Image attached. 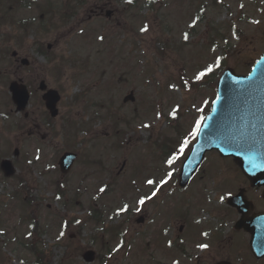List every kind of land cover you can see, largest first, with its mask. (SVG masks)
<instances>
[{
	"label": "rangeland",
	"instance_id": "obj_1",
	"mask_svg": "<svg viewBox=\"0 0 264 264\" xmlns=\"http://www.w3.org/2000/svg\"><path fill=\"white\" fill-rule=\"evenodd\" d=\"M88 1L76 12L87 11ZM111 3L116 11L112 24L92 21L75 30L71 23L60 29V20L55 16L48 34L35 26L25 31L28 39L22 52L17 39L24 38V32L14 28V22L37 21L39 13L6 8L5 14L9 15L0 20V161L7 158L16 170L6 179L0 173V241L11 240V230L17 233L14 239L20 253L10 247L2 252L10 254L13 264H34L33 259L42 264H85L81 257L87 250L96 254L91 264H155L138 253V239L128 254L123 248L118 254H110L118 240L110 239L108 231L120 222L112 221V212L120 208L121 200L129 193L153 191L146 183L150 177L156 181L167 179L159 192L170 189L165 174H177L187 154L171 166L166 159L178 147L180 137L191 138L195 121L205 115L214 99L211 85L204 79L196 81L194 74L217 57L238 75L245 74L264 51V0ZM191 12L201 17L194 28L198 35L185 42L182 36L189 32ZM3 13L4 8H0ZM145 25L148 31L141 32ZM171 36L174 41L169 45L175 42L177 53L174 47L163 49ZM182 41L185 46L180 48ZM208 41L213 48L206 51L208 46L203 47ZM31 42L44 49L51 44L53 51L32 57V73L28 75L16 68L11 53L29 56ZM73 60L87 61L88 74L81 80L74 74L79 69ZM18 79L31 93L27 118L15 113L7 89L11 81ZM41 81L61 95L59 116L52 121L45 117L37 92ZM165 82L173 87L167 89ZM180 85L183 91L174 88ZM84 91L85 99L77 96ZM130 92L134 93L135 103L122 104ZM177 107L173 118L170 113ZM157 113L161 114L159 118ZM168 119L173 122L169 124ZM145 124L151 127L145 129ZM114 144L120 145V150L109 148ZM16 149L18 156H14ZM65 152L75 153L78 158L69 173L61 177L57 161ZM207 157L209 164L217 161L212 155ZM130 184L135 186L129 188ZM101 187H106L104 193L99 192ZM199 187L209 188L212 196V184L205 173L195 179L187 193L198 194ZM91 212L102 213V222L89 221ZM121 234L128 235L125 228ZM25 246L33 248L34 257L23 249ZM152 256L157 261V255Z\"/></svg>",
	"mask_w": 264,
	"mask_h": 264
},
{
	"label": "flooded vegetation",
	"instance_id": "obj_2",
	"mask_svg": "<svg viewBox=\"0 0 264 264\" xmlns=\"http://www.w3.org/2000/svg\"><path fill=\"white\" fill-rule=\"evenodd\" d=\"M231 169L230 173H239L236 167ZM232 179L234 184L219 189L208 207L200 210L206 216L204 220L172 210L168 222L169 228H174V231L168 241L164 237L168 235L167 231L163 229L166 221L164 205L158 204L159 209H151L155 213L153 217H136V209L141 207L136 203V209L129 208L120 215L126 227H139L138 231H130L125 237L126 242L148 238L151 241L149 250L155 249L160 260L179 264H264V188L252 186L241 173ZM227 193H231V196H227ZM239 193L237 203L234 206L228 205V198ZM222 195L226 196L223 202L220 200ZM127 201L129 205L135 203L131 199ZM137 220H141L143 225L137 224ZM200 244L209 247L200 249ZM0 264H4L1 256Z\"/></svg>",
	"mask_w": 264,
	"mask_h": 264
},
{
	"label": "water",
	"instance_id": "obj_3",
	"mask_svg": "<svg viewBox=\"0 0 264 264\" xmlns=\"http://www.w3.org/2000/svg\"><path fill=\"white\" fill-rule=\"evenodd\" d=\"M11 91L18 109H24L28 100L25 90L12 85ZM44 99L54 117L57 113L55 105L59 99L57 94L50 92ZM226 118L238 123L234 130H225ZM201 132L200 143L195 149L196 156H200L208 148L225 153L227 148L231 149L229 146L238 144L258 148L262 154L257 159L264 160V56L248 79H234L230 74L222 78L213 113ZM229 155L236 157L233 153ZM196 162L197 160L190 163ZM11 173L10 171L7 175ZM188 174L189 172L186 175ZM85 260L92 261V254H87Z\"/></svg>",
	"mask_w": 264,
	"mask_h": 264
},
{
	"label": "snow or ice",
	"instance_id": "obj_4",
	"mask_svg": "<svg viewBox=\"0 0 264 264\" xmlns=\"http://www.w3.org/2000/svg\"><path fill=\"white\" fill-rule=\"evenodd\" d=\"M132 2H133V0H127V3H132ZM200 19H201V17H200L199 15H197L195 18L192 19L191 23L188 24V28H189V29H194V28L196 27V24L198 23V21H199ZM257 23H258V22H257ZM81 31H82V30H81ZM140 31H141V32H147V31H148V26L145 25L144 27L140 28ZM233 35H234L235 38L238 39V36H235V33H234ZM182 38H183V40H184L185 42H188V41L190 40V38H191V34H190V32L185 31V32L183 33ZM100 39L102 40L103 37H100ZM213 51H214V49H213ZM221 59H222L221 57H217V58H215L214 62L205 65V66L203 67V69L197 71V72L194 74V75H195V80H196V81H200V80H202L205 76H207V75L213 73V72L215 71V69L218 68V67L220 66V61H221ZM258 63H259V61H258ZM184 84H185V86H187L188 81H184ZM177 111H178V107H177V108H173L172 111H171V113H170V115H171L173 118H175ZM160 115H161L160 113H157V117H158V118H159ZM203 119H204V118L201 117L200 119H197V120L195 121V126H194L192 132L189 133V136H190V137H195V136L199 135ZM143 127L148 128V127H151V126L148 125V124H145V125H143ZM189 145H190V139H189V138H185V139H183L182 141H180V142H179V146H178V147L174 150V152H173V153H172V154L166 159V163H167L169 166H171V165H172L176 160H178L181 156H184L185 153H186V151H187V150H190V149H189ZM37 158H38V157H37ZM185 158H187V157L185 156ZM254 166H255V165H254ZM165 175H166V177L170 178L171 175H172V173H171V172H168V173H166ZM146 183H147L148 185H152V186L154 187V190L152 191V193H151L150 196H142L141 198H139L138 201H137L138 205H144V204L146 203L147 200H151L153 197H156V196H157V193H158V191H159V188H160L161 186H163L164 184L167 183V179H161V180H159V181H156V180H153V179H146ZM105 191H106V187H101V188L99 189V192H100V193H104ZM226 195H227V196H231V193H227ZM225 198H226V196H225V195H222V196L220 197V200L223 202V201L225 200ZM57 199H59V197H57ZM128 209H129V205L124 204L123 207L120 208V209L118 210V213H117V214H119L120 212H126V211H128ZM136 210L139 211L140 209L137 208ZM77 222H79V221H77ZM28 235L31 236V232H29ZM204 235H207V233H205ZM60 236H63V232L60 233ZM58 238H59V237H58ZM169 245H171V242H170V241H169ZM198 247H199L200 249H207V248L209 247V245H207V244H200V245H198Z\"/></svg>",
	"mask_w": 264,
	"mask_h": 264
}]
</instances>
